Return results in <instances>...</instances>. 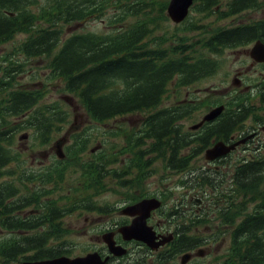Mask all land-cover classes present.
<instances>
[{
  "label": "trees",
  "instance_id": "trees-1",
  "mask_svg": "<svg viewBox=\"0 0 264 264\" xmlns=\"http://www.w3.org/2000/svg\"><path fill=\"white\" fill-rule=\"evenodd\" d=\"M261 3L259 0H195L193 9L203 14L205 20L188 23V18L182 25L187 33L208 34L192 41L187 34L173 38L171 30L156 36L160 22L169 18L166 13L168 0H0V42L18 34L26 35L14 46L15 54L9 52L2 60L0 177L9 159L6 154L10 151L8 145L14 128L31 127L36 135L47 139L51 121L64 119L61 112L52 113V110L59 109L58 103L40 104L45 95L42 88L19 87L18 78L29 70L33 59L49 57L54 75L64 79V90L77 96L95 121L148 111L163 103L173 81H176L175 88L181 91L194 81L215 73L220 65L216 57L226 49L255 39L264 40V19L234 28L217 26L218 20L244 10L259 9ZM209 16H214V20L206 21ZM104 18L109 28H119L107 33H74L63 39L70 23ZM262 99L264 102V92ZM233 102L251 103L249 96H237ZM191 108L188 101L153 112L145 118L141 135L132 132L127 136L124 151L133 154L135 164L141 163L140 178L135 179L137 185L142 184L148 164L151 173L154 172L157 158L170 168L190 166L192 156L182 153H194L190 149L192 136L178 122L190 117ZM13 118L18 121L21 118V122L17 124ZM236 123L229 120L219 122L198 140L210 145V139L223 136L225 128L233 129ZM96 138L88 130L75 135L70 152H87ZM148 153L151 158L147 163L145 155ZM96 160L97 156L93 155L90 163L82 166L78 182L86 187L73 190V205L100 208L95 203V196L102 187H96L106 181L101 180ZM105 161L112 160L106 156ZM254 161L239 168H248L249 177L257 179V168L264 165V157ZM260 178L257 190L247 191L248 195L256 191L247 199V202L254 203V209L237 224L231 247L223 261L217 264H264V189L260 188ZM126 184L127 181L121 185ZM3 188L4 184H0V207L5 199ZM13 193L7 188L6 197ZM7 206L10 210L19 208L16 202ZM8 225L12 228L28 227L15 219L9 220ZM0 248L6 249L4 253L0 252V259H15L22 252L16 239L0 242ZM61 253L55 250L51 256Z\"/></svg>",
  "mask_w": 264,
  "mask_h": 264
},
{
  "label": "flooded vegetation",
  "instance_id": "flooded-vegetation-1",
  "mask_svg": "<svg viewBox=\"0 0 264 264\" xmlns=\"http://www.w3.org/2000/svg\"><path fill=\"white\" fill-rule=\"evenodd\" d=\"M252 65L255 66V64ZM193 103L195 125V93ZM260 107L263 106L254 104L234 105L233 108H240L243 111L240 114L241 123L233 131L227 127L221 139L228 144H234L240 140H244L245 143L240 144L234 151L227 154L225 158L208 163V166L193 168L191 179L194 183L190 187H186L185 192L164 203L162 210L154 211L148 218V224L153 226L161 240L171 238L159 249L153 250L143 242L124 238L121 228L131 223L133 217L123 214V204L117 203L110 210L102 212L99 215V219H105L106 223H99L101 228H99L100 232L96 234L97 239L101 240L105 234L110 235L118 245L124 246L128 250L124 256L117 257L110 255L109 264H158V261H163L162 264H195L198 263L199 259L195 256V251L199 248L201 242H204L203 246L206 248L205 254H208L204 258L211 256L215 244L221 239L228 238L232 231L236 230L237 224L246 218L247 206L244 200L247 198L248 184H251L250 190H257L259 178L262 176L260 178L262 181L260 188L264 189V165L257 168L258 179L249 177L248 168H239L241 165L249 166L255 163L254 160L258 157H264V115H261L264 108L260 111L252 112V109H259ZM236 115L238 114L232 112L226 113L228 117ZM52 123L56 125V128L53 130L54 140L64 136L65 142L63 148L66 149L70 144L69 134L72 130L70 118L62 121L53 120ZM206 123L208 122H205L202 128L198 130L194 128L192 130L193 147L195 148L198 147L195 144L196 133L205 129L206 125H208ZM8 155L19 156L25 162L30 159L29 163L34 167V171L37 174L43 171L53 172L60 168L58 163L59 157L55 150L39 152L36 155H30L26 152L8 153ZM197 158L198 155L195 151V159ZM14 164L16 162L9 163V165ZM60 164L65 166L66 170L71 169L70 161L61 160ZM119 164L120 166L125 165V163ZM104 165L105 162L102 160L99 165L101 170L104 169ZM134 170V168H131L127 171L134 172ZM202 173L206 175L207 189H199L197 188V184H195V182L199 183V175ZM50 187L57 190L51 193L50 197H43V203L37 204V207L40 208L30 209V207H25L16 209L13 213H10V209L7 207L8 201H6L3 203V207H1V214L4 220L14 216V213L25 220L34 217L37 220V226L32 231L21 232L19 235L24 238L44 237L49 239L48 245L52 246L51 240H53L52 238L55 237V234L46 231V229L55 222L53 219L54 211L52 209L55 203L63 207V210L59 211L57 223L63 228L64 232H59L58 236H61L63 239L70 237L69 234L71 233L68 231L70 227L68 222L72 216L70 209L72 193L70 186L68 187L64 183H60L59 185L54 184L49 187L42 185V195L48 193ZM222 189L225 190V195H221ZM158 196L163 198L162 194H158ZM238 198L243 200V206L238 205L236 201ZM125 203L128 205V201H125ZM45 210H48L47 215L44 213ZM239 210L240 213L238 212ZM206 212L211 213L210 221L201 225V216ZM225 212L227 213L226 218L223 217ZM117 216L122 217V219H116ZM223 219L227 222L225 225H222ZM89 220L90 216H87L86 221ZM3 232L4 235H16V231H9L5 228ZM201 238L203 240L199 241ZM36 250H22L21 256L16 257L17 261L10 264H25L30 261L51 258L49 254L41 257ZM100 253L103 257L109 256L108 247L103 244ZM185 253H189L190 256L188 257L189 260L183 263L182 256Z\"/></svg>",
  "mask_w": 264,
  "mask_h": 264
},
{
  "label": "rangeland",
  "instance_id": "rangeland-1",
  "mask_svg": "<svg viewBox=\"0 0 264 264\" xmlns=\"http://www.w3.org/2000/svg\"><path fill=\"white\" fill-rule=\"evenodd\" d=\"M261 7L259 9H248L241 13H237L235 15H231L227 18H223L222 20H218L217 26L219 27H233L239 24H246V23H252L260 18L264 17V0H261ZM192 18H189L188 23H201V20H205L203 14L193 10L191 12ZM214 17L207 19L206 21H213ZM106 19H95L89 22H75L70 23V25H67L65 36L68 37L74 33H86V32H99V33H107L113 30L112 28L108 27V24L106 23ZM171 30L173 31V38L175 36H180L187 34V36L192 40H198L199 38L203 37L204 35H207L208 32L201 33L198 31H193L191 33L185 32V28L181 24L174 23L170 18L167 20H163L160 22V25L158 27V30L155 32L156 36H162L165 31ZM24 38L23 34L17 35L15 38H13L14 42L18 43ZM13 40H7L0 44V52L3 49H6L7 47L11 46L13 43ZM253 46V42L250 44H244L242 46H238L236 48H231L228 50H225L223 54L218 56V59L221 60V67L220 69L213 74L212 76L205 78L194 85L188 86L185 89L182 90V93H180L178 96L174 94L172 97L171 102L169 101V98L167 101L164 100L160 108L164 107L168 104L171 105L174 102H177L179 98H186L188 99L189 94L193 95V92L195 90V95L200 98V100H205L208 97L210 99H224L227 100L229 95H236L239 92L247 91L248 86H255L257 84L262 85L264 81V65H256V63L252 60L250 57V50ZM45 59V58H43ZM44 61H42L41 58H37L35 61L31 62L29 66V70L27 72H24L21 74L19 78H21V82H23L24 85L27 84L26 74H28V77L30 76L29 72L31 70H38L40 73V76L43 77L46 75L47 69L44 67ZM255 64L256 66L252 65ZM34 68V69H33ZM241 73L243 78L242 83L240 86H236L233 83V78L237 76V73ZM35 82H38L39 85L42 84L43 80L41 82L39 80H35ZM49 86V92L46 95L45 99L42 100V103H51L54 101H60L62 102V106L64 107L67 99L66 97H69V102L73 103V106L71 105L72 109V123L75 121V115H78V121H76L77 124H80L82 119L81 113L84 114V107L80 103L78 97L74 96L73 94L67 92L66 95L63 93V89L60 88L61 84L58 82H50L48 83ZM174 88L172 86L170 87L169 94L172 95L174 92ZM188 96H185L187 95ZM256 104H261V101L259 98H256L252 100ZM170 102V103H169ZM260 107L258 111L262 110L264 108ZM70 109V108H69ZM158 109H155L153 111H146V112H137L132 115L126 116V117H116L110 120L105 121L101 124L102 127L111 130L116 129L117 126H124L128 129H131L132 126L135 128L139 125L138 118H141V121H143L145 115H149L150 113L156 111ZM208 109L202 108L199 111L195 113V122H198L199 119L203 116V113L207 111ZM261 115H264V109L261 112ZM262 117V116H261ZM88 119V118H87ZM193 123L192 119L185 120L184 124L186 127L190 128ZM86 127L95 125V122H92L90 120H87L85 122ZM30 129H26L24 131H20L15 136V145L14 149L19 150L21 152H26L30 155H36L39 152L42 151H51L52 145L51 143L47 146H41L38 145V148L33 150V141L34 139L29 134V137L26 139H20L21 134L25 132H30ZM114 143H117L118 145H124V141L122 137H112V140L110 142L111 145ZM98 142H94L90 148L93 146H96ZM34 151V152H33ZM126 157V155H125ZM199 156L198 158H200ZM197 158V159H198ZM205 156L203 155L199 160L195 161V167H198L202 162H204ZM154 172L151 173L150 177H148L147 182L144 185V189L154 192L159 191L162 188L173 190L174 193L172 195V198L175 197L177 194H180L181 191L184 190L182 187L177 188V181H178V173H176L173 170H169L165 167V165L157 159L154 163ZM146 186V187H145ZM176 187V188H175ZM143 189V191H144ZM122 191V189H121ZM105 193V199H109L110 203L114 200H120L124 198L123 194H118L114 192L113 190H107ZM98 199V198H97ZM90 216V220L86 221V217ZM119 217V216H118ZM99 220V221H98ZM98 223H106V220H100L99 215L88 212L86 210L78 211L75 214L71 216V219L68 222V225L70 226L68 231L71 233L69 234L67 246L69 248L73 249V256L76 255H83L89 251H94L98 246H100V243L98 239L96 238V234H98L99 231V225ZM95 228V229H93ZM62 245H64V241L62 242ZM227 244L220 245L217 249H214V258L222 256L227 249ZM138 250H141L138 248ZM143 252V251H141ZM212 256L200 260L197 264H207L211 260ZM217 261V260H216ZM0 264H4L3 260L0 259ZM214 264V263H212Z\"/></svg>",
  "mask_w": 264,
  "mask_h": 264
},
{
  "label": "water",
  "instance_id": "water-1",
  "mask_svg": "<svg viewBox=\"0 0 264 264\" xmlns=\"http://www.w3.org/2000/svg\"><path fill=\"white\" fill-rule=\"evenodd\" d=\"M194 0H170L168 5V14L176 22H182L189 14L190 7L192 6ZM251 56L257 62H264V42L257 40L251 50ZM236 82H239L236 79ZM223 106H220L212 110L206 117L205 120L215 119L223 110ZM234 146H228L225 143L218 142L214 147L207 150L208 159H216L219 156L227 154L230 152ZM161 206V201L158 198H145L140 202L130 205L125 208L124 212L129 215L138 216L133 220L130 225L122 228V232L127 239H138L141 240L151 247H158L163 242H156L157 235L153 231L151 226L147 225V218L150 216L154 209ZM107 242L111 248V251L118 253L119 255L126 252L125 249L121 250L119 246L115 245V242L110 238H107ZM120 251V252H119ZM105 260H101V256L98 252L89 253L86 256L70 258L67 256H61L54 259L46 261H38L31 264H105Z\"/></svg>",
  "mask_w": 264,
  "mask_h": 264
}]
</instances>
